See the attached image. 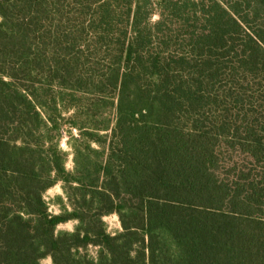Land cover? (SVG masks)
<instances>
[{"label":"trees","instance_id":"trees-1","mask_svg":"<svg viewBox=\"0 0 264 264\" xmlns=\"http://www.w3.org/2000/svg\"><path fill=\"white\" fill-rule=\"evenodd\" d=\"M48 257L264 264V0H0V264Z\"/></svg>","mask_w":264,"mask_h":264},{"label":"rangeland","instance_id":"rangeland-1","mask_svg":"<svg viewBox=\"0 0 264 264\" xmlns=\"http://www.w3.org/2000/svg\"><path fill=\"white\" fill-rule=\"evenodd\" d=\"M158 16H155L153 20H157ZM70 115V114H69ZM69 115H66V117H69ZM72 133L73 135H77L78 131L75 129L71 128V125L65 124L62 129V136H63V141L61 142V149L67 154V160H66V167L67 170L72 171L74 168V163H73V150L71 149L69 145V135ZM63 191L61 188V184H57L53 188H51L47 193H46V199L48 202L51 204V210L58 212V204L59 201L57 200L58 196H63ZM105 223L107 224L108 231L111 234H116L122 230L121 223L119 220V217L117 214H112L110 216H106L104 218ZM76 225V222L71 221L65 224H62L58 227L59 231H69L72 232L74 230V227ZM96 249L94 247H90L89 253L90 254H95ZM41 264H53L52 259L50 257L43 259L41 261Z\"/></svg>","mask_w":264,"mask_h":264},{"label":"built area","instance_id":"built-area-1","mask_svg":"<svg viewBox=\"0 0 264 264\" xmlns=\"http://www.w3.org/2000/svg\"><path fill=\"white\" fill-rule=\"evenodd\" d=\"M62 141H63V138H62Z\"/></svg>","mask_w":264,"mask_h":264}]
</instances>
